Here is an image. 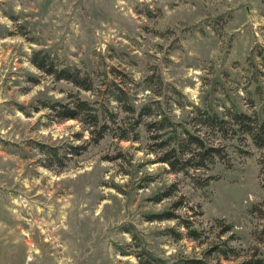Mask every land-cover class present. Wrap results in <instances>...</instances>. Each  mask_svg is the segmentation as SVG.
Here are the masks:
<instances>
[{"label": "rangeland", "instance_id": "rangeland-1", "mask_svg": "<svg viewBox=\"0 0 264 264\" xmlns=\"http://www.w3.org/2000/svg\"><path fill=\"white\" fill-rule=\"evenodd\" d=\"M33 49L99 79L160 77L162 95L128 87L137 103L162 102L177 121L195 107L252 114L264 104V0H0V264H142V249L179 264L204 256L221 220L233 245L264 259L262 221L249 212L264 203V149L249 137L215 141L225 156L195 175L209 178L199 188L157 162L145 127L137 141L106 134L95 143L80 122L38 108L93 96L38 70ZM44 145L62 154L48 157ZM164 211L213 234L200 243L173 219H150Z\"/></svg>", "mask_w": 264, "mask_h": 264}, {"label": "trees", "instance_id": "trees-1", "mask_svg": "<svg viewBox=\"0 0 264 264\" xmlns=\"http://www.w3.org/2000/svg\"><path fill=\"white\" fill-rule=\"evenodd\" d=\"M29 61L38 70L53 77L56 81L71 83L82 91L90 92L93 96L86 98L70 95L68 100L63 101L43 100L38 108L49 109L50 116L55 120L73 119L80 122L95 143L104 138L106 134L120 140L137 141L140 139L141 127H145L144 129L150 133L148 138L155 143L149 144L150 152L160 150L157 162L167 164L171 172L187 175L190 182L199 188H205L209 184V178L200 180L195 175L202 170H210L225 156L223 146L215 141L233 138L246 140L249 137L256 148L264 149V104L260 111H254L252 114L233 107L228 117L212 108L195 107L196 112L194 110L195 115L190 117L191 120L177 121L169 115L162 102L157 101L154 108L149 102L137 103L136 92L131 93L128 87V83L133 86H143L144 89L153 91L154 95H162L165 94L167 87L160 77L155 79L156 84H154L155 75L146 76L136 82L132 77L122 74L126 79L121 83L115 78L116 75L108 76L104 71L99 79L92 72L82 70L75 65L59 63L50 52L41 49H33ZM152 85H156L155 90L152 89ZM146 118L149 119L146 121ZM209 131L212 135L208 141L205 133ZM69 147L76 148V146ZM41 152L48 157H58L62 154L59 153V147L45 145L42 146ZM258 165L259 182L264 190V155L258 160ZM161 196L159 199L168 195ZM249 212L252 215L259 213L258 217L262 221L259 232L264 236V203L253 205ZM150 219H173L177 225L186 230L185 233L189 239L198 240L200 243L207 242L205 240L212 233V231L194 226L193 221L181 213L164 211L152 215ZM221 222L222 230L214 235L217 240L210 244L204 256L184 258L179 264H223L222 261L240 258L235 264H264V259L261 257L247 256L242 253L243 249L233 245L231 241H235L237 236L232 231V225L222 220ZM169 231L173 230L169 228ZM224 233H229V235L221 239ZM142 252L145 258L142 264H165L161 259L151 256L146 250L142 249Z\"/></svg>", "mask_w": 264, "mask_h": 264}]
</instances>
